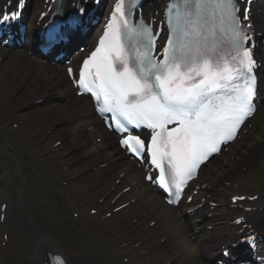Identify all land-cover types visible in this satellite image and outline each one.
<instances>
[{"label":"snow or ice","instance_id":"1","mask_svg":"<svg viewBox=\"0 0 264 264\" xmlns=\"http://www.w3.org/2000/svg\"><path fill=\"white\" fill-rule=\"evenodd\" d=\"M238 5L239 0H169V36L163 58L156 60L159 33L130 22L137 0H117L100 46L80 69L78 86L92 94L98 112L112 114L117 131L127 133L128 125L153 130L147 145L131 134L120 144L138 157L148 154L159 170L157 182L174 197L169 203L179 201L193 169L234 138L255 110L251 24L245 23L248 10L241 17ZM18 15L0 13V20ZM173 123L175 128L165 127Z\"/></svg>","mask_w":264,"mask_h":264},{"label":"bare ground","instance_id":"2","mask_svg":"<svg viewBox=\"0 0 264 264\" xmlns=\"http://www.w3.org/2000/svg\"><path fill=\"white\" fill-rule=\"evenodd\" d=\"M32 13H35V11H32ZM9 55L11 56L0 54V57L7 56V59L3 63L0 64V101L5 100L4 101L5 103H10L13 106H17V107H21L23 105L27 107H31V101H32L31 98L34 95H38L39 98H44V103L48 102L49 98H54L56 96L58 97L60 95H63V97H67L71 95L70 87L65 85L61 77L58 78L54 83L51 82L49 85L44 84V79L41 77V75L43 77L44 76L48 77L50 75L55 76V74L58 73V69L50 67V66L43 67L39 65L38 61L31 59V58H28L26 63H24L22 62V56L24 54L18 51L17 52L14 51L10 53ZM6 65H10V67L7 68V70L4 69V66ZM14 67H20L21 69H23V72L21 71L16 72ZM27 68L29 69L37 68L38 70H43L44 72L37 73L36 76H29V75L26 76ZM26 77L28 78V82L24 83L23 81H24V78ZM8 78H10L12 81L11 85L7 84ZM53 107L54 105L46 109H42L45 114H40L36 116L35 118H34L35 112L27 113L25 117L30 118V119L33 118L36 125L48 119L49 120L48 123H50V125L48 126L46 132L48 131L50 127H54L50 135L57 136L62 132V130L64 132L68 131L69 128L65 127L64 124L68 125L69 122H71V120L73 121L75 118V116H73L74 114L80 115L85 111V110H82L83 109L82 105L79 102L75 100H71V99L69 102L65 103V105L62 107L63 110L61 111V114H57L56 112H54ZM60 120L63 121L62 126H60L59 124ZM93 121H94L93 118L88 117L82 121L81 125H78L72 129V130L81 129V131L78 134L74 135L75 143L77 144V146L81 143L89 144L88 137L92 135L93 133H97V130L95 129H93L90 133H86L84 131V125L93 123ZM110 146L111 144L108 146L102 144L99 146H94L92 147V149L83 151L82 152L83 156H84V153L87 155V159L84 163H80L78 161L79 159L78 155H72L73 150L66 151V153L67 152L69 153L66 163H71L72 161H75V167L73 168V174L71 178L84 182L83 192H88L89 194L88 201L90 203L95 202L96 199L102 198L103 195L107 191H109L110 187L113 184V183L109 184L110 179H111L112 169L110 170L111 173L106 172V170H99L96 175H91V170H90L101 159H106L104 162L110 163V159L108 155L104 153V150ZM92 150H99V154L96 156H91L90 152ZM241 159L243 158H239V160ZM123 166H125L129 170H132V166L130 164H124ZM242 178L244 179L245 177H242ZM116 190L119 191L120 186H117ZM130 194L136 195V194H133L132 190L130 191ZM111 197L112 195H110L108 198L106 197L105 202L109 201ZM143 197L144 196H141V198ZM221 198L222 196L218 197L217 202H219V204L222 206L223 204H222ZM144 202H146L147 205H145ZM31 205H32L31 201H28L27 199L24 198V202L21 203V207L18 213V221L19 223H21L22 221L21 215L23 212H26L27 213L26 215L29 216V218L27 219H29L31 227L35 229V223L34 221H32V216H31V215H34L35 210L31 208ZM153 206H156L154 202L149 203L147 201H142L139 209H145L147 216H152V214L156 211V209H154ZM139 209L135 210V206L130 205L126 210L120 211L119 213L114 215L115 217H118L116 222L120 223V231H122L125 234H129L130 240L135 239L138 235L140 236L141 231H145V230L147 232V235L145 237L141 236V238L138 240L144 241L149 238L150 241H153V238L157 234H162L164 237L170 238V240L168 241V244L162 245V247L164 246L163 248H161L160 246H157L154 249H150L151 248L150 241L147 243L144 241L142 244V247H143L142 249L150 250L151 251L150 254H152V256L155 258H158L159 256V258L164 257V259L166 260L172 259L173 261L171 264H176L177 262H182L181 264H208L207 260L204 259L203 257L204 249L209 248L207 241H205L202 237L203 229L201 227V223L205 221L204 217L202 216L199 217L197 221L198 225L194 228V230L196 231V233H194L195 238H196L195 243H197V239H198L199 249L191 250L188 247L189 241L180 238V236L184 235V232L188 230V228L185 225H183V227H180L176 223L173 217H171L170 215H168L167 213H164L161 209H159L160 213L162 214V219H161L162 221L158 222V225H159L158 228L156 230L144 228L143 227L144 218L141 217L139 213ZM225 213H227L226 210H224V213L221 211L218 217H214L215 212L213 213L212 218L209 220L208 224H216V226L212 231L206 233V235L212 236L213 234L226 232L225 223H227L228 221L225 217ZM130 217H136L137 222L133 225H130L129 220H128ZM220 223L222 224L220 225ZM18 228L19 226L17 227V231H18ZM228 238L229 237H225V240L229 241ZM33 244H36L37 246L36 255H38L41 250H44V248L48 247L49 245H51L50 247L52 248L54 247L53 242H51L49 238H46L45 236H43V234L39 233L36 230L35 235H34V241L31 243V246H29L25 242H23L21 245V241H20L18 250H16V252H14L13 255L11 254L9 256H4L3 260L8 261L10 257H14L15 261L12 262L11 264H17V262L19 263L20 261L27 260V259L33 260L34 257L32 253H34V251H32V253L29 254L30 250L32 249ZM81 248L82 246L80 245V243L75 242L71 244L70 253L74 254L76 250L81 249ZM22 249H25V251L22 252ZM161 249L164 252L159 253ZM14 250L15 249L12 248L11 245H9L7 252L9 254L11 251H14ZM66 257L68 260L70 259V256L68 254H66ZM41 261H42V258L38 257V264H40ZM89 263L90 262L86 261L84 264H89Z\"/></svg>","mask_w":264,"mask_h":264},{"label":"rangeland","instance_id":"3","mask_svg":"<svg viewBox=\"0 0 264 264\" xmlns=\"http://www.w3.org/2000/svg\"><path fill=\"white\" fill-rule=\"evenodd\" d=\"M0 107L2 111L6 113L7 111H16L17 106L7 105L3 101L0 102ZM251 163L255 166L254 170L258 169V162L251 161Z\"/></svg>","mask_w":264,"mask_h":264}]
</instances>
